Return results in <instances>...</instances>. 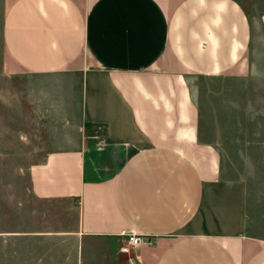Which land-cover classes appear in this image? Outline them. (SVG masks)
<instances>
[{
	"label": "crops",
	"instance_id": "obj_1",
	"mask_svg": "<svg viewBox=\"0 0 264 264\" xmlns=\"http://www.w3.org/2000/svg\"><path fill=\"white\" fill-rule=\"evenodd\" d=\"M250 37L236 0H0L5 70L77 78L92 131L32 166V192L75 198L78 264L85 241L103 264H264L244 219L228 231L222 159L190 85L246 78ZM48 250L32 264L66 263Z\"/></svg>",
	"mask_w": 264,
	"mask_h": 264
},
{
	"label": "rangeland",
	"instance_id": "obj_2",
	"mask_svg": "<svg viewBox=\"0 0 264 264\" xmlns=\"http://www.w3.org/2000/svg\"><path fill=\"white\" fill-rule=\"evenodd\" d=\"M236 1L250 23V73L190 85L222 159L228 231H238L239 216V232L264 238V0ZM78 93L76 77L8 72L0 42V264H32L35 248L78 264L75 198L39 199L32 192V166L49 152L75 149L92 131L79 120ZM63 243L67 251L52 246ZM80 254L81 264L104 262L105 253L88 241Z\"/></svg>",
	"mask_w": 264,
	"mask_h": 264
},
{
	"label": "built area",
	"instance_id": "obj_3",
	"mask_svg": "<svg viewBox=\"0 0 264 264\" xmlns=\"http://www.w3.org/2000/svg\"><path fill=\"white\" fill-rule=\"evenodd\" d=\"M141 238L134 235V234H127L126 235V242L129 246L135 248L137 247L138 245L141 244Z\"/></svg>",
	"mask_w": 264,
	"mask_h": 264
},
{
	"label": "trees",
	"instance_id": "obj_4",
	"mask_svg": "<svg viewBox=\"0 0 264 264\" xmlns=\"http://www.w3.org/2000/svg\"><path fill=\"white\" fill-rule=\"evenodd\" d=\"M85 126H88V124H85Z\"/></svg>",
	"mask_w": 264,
	"mask_h": 264
}]
</instances>
